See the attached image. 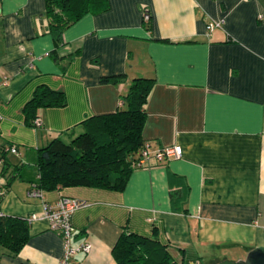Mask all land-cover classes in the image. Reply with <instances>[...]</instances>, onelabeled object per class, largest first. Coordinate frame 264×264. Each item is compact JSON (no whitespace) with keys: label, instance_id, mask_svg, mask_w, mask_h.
<instances>
[{"label":"crops","instance_id":"0c3cea01","mask_svg":"<svg viewBox=\"0 0 264 264\" xmlns=\"http://www.w3.org/2000/svg\"><path fill=\"white\" fill-rule=\"evenodd\" d=\"M106 1L63 30L54 58L44 0H0V155L8 171L21 166L7 185L0 172V213L40 214L41 202L60 195L84 202L70 216V244L90 250L70 264H116L120 233L152 226L180 264L264 250V0ZM207 21L220 26L208 33ZM134 78L150 80L142 140L152 150L177 144L180 157L133 167L120 190L58 186L29 197L37 149L114 112ZM39 84L61 91L65 104L37 109L41 124L32 126L22 108ZM62 251L39 219L17 251L0 244V264H57Z\"/></svg>","mask_w":264,"mask_h":264},{"label":"trees","instance_id":"16d2710c","mask_svg":"<svg viewBox=\"0 0 264 264\" xmlns=\"http://www.w3.org/2000/svg\"><path fill=\"white\" fill-rule=\"evenodd\" d=\"M106 4V0H44V15L53 43L50 54L59 58V48L64 44L62 32L70 23L87 12L104 9ZM147 24L144 23L146 30ZM111 78L104 76L100 81ZM149 85V79H132L126 93L120 98V107L114 112L88 117L82 121L85 126L83 131L67 140L54 137L38 148L34 162L36 172L26 178L30 185L43 191L58 186L120 190L135 167L139 149L145 142L141 137L145 119L142 105ZM64 104L61 91L39 84L23 105L22 113L28 123L35 126L33 121L38 118L37 109L61 107ZM11 147L15 149L14 146L7 149ZM0 160L5 185L11 179L21 177V166H14L8 171L9 164L3 154ZM27 227L24 217L0 214V244L13 252L17 251L27 238ZM111 255L116 264H180L172 256L168 244L160 238L156 226L151 227L150 234L120 233L111 248Z\"/></svg>","mask_w":264,"mask_h":264},{"label":"built area","instance_id":"2783aa9c","mask_svg":"<svg viewBox=\"0 0 264 264\" xmlns=\"http://www.w3.org/2000/svg\"><path fill=\"white\" fill-rule=\"evenodd\" d=\"M141 14L142 22H148L150 17L149 12L143 9ZM219 26V21H207L204 28L206 32L209 33V31H211L214 27ZM118 103L120 105L121 101L119 100ZM33 124L35 126H39L41 124L39 118H35ZM9 150L11 152H15L13 147ZM180 155L181 148L177 144L162 146L152 150L147 142H143L139 149V158L135 163V166H140L142 163H147L150 160L160 163L166 159L178 158ZM1 193L2 192L0 190V194ZM27 195L29 197L41 198V190L31 184L29 190L27 191ZM82 205H84V202L78 199L60 195L53 204L41 202L40 214L31 213L24 217L27 224L39 219L45 220L47 222L48 229L59 235L63 251L57 264H70L71 257L76 251L82 250L87 253L90 250V244L87 242L81 243L79 246H72L70 244L72 231L70 216L75 209L81 207Z\"/></svg>","mask_w":264,"mask_h":264},{"label":"water","instance_id":"95a60500","mask_svg":"<svg viewBox=\"0 0 264 264\" xmlns=\"http://www.w3.org/2000/svg\"><path fill=\"white\" fill-rule=\"evenodd\" d=\"M224 264H264V250L260 248L250 249L244 258L238 259L233 263Z\"/></svg>","mask_w":264,"mask_h":264},{"label":"rangeland","instance_id":"374dc122","mask_svg":"<svg viewBox=\"0 0 264 264\" xmlns=\"http://www.w3.org/2000/svg\"><path fill=\"white\" fill-rule=\"evenodd\" d=\"M150 18V17H149Z\"/></svg>","mask_w":264,"mask_h":264}]
</instances>
